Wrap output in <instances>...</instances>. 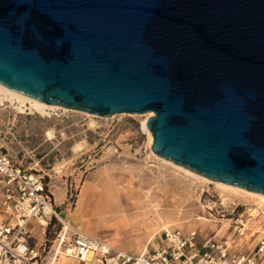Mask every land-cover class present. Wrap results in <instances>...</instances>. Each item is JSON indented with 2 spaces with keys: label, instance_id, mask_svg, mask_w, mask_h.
Instances as JSON below:
<instances>
[{
  "label": "water",
  "instance_id": "water-1",
  "mask_svg": "<svg viewBox=\"0 0 264 264\" xmlns=\"http://www.w3.org/2000/svg\"><path fill=\"white\" fill-rule=\"evenodd\" d=\"M0 83L151 110L157 155L264 193V0H0Z\"/></svg>",
  "mask_w": 264,
  "mask_h": 264
},
{
  "label": "rangeland",
  "instance_id": "rangeland-1",
  "mask_svg": "<svg viewBox=\"0 0 264 264\" xmlns=\"http://www.w3.org/2000/svg\"><path fill=\"white\" fill-rule=\"evenodd\" d=\"M22 111L17 103H0V149L44 173L66 222L116 247L134 253L150 249L164 228L176 226L220 234L245 204L264 208V201L222 189L198 172L186 174L153 152L152 135L142 127L144 112L101 116L66 107L39 114L29 105ZM233 204L238 205L232 213ZM33 221L35 237L29 243L35 240V250L50 256L47 264H84L53 254L56 222L43 231ZM255 240L249 237L243 247H252Z\"/></svg>",
  "mask_w": 264,
  "mask_h": 264
},
{
  "label": "built area",
  "instance_id": "built-area-1",
  "mask_svg": "<svg viewBox=\"0 0 264 264\" xmlns=\"http://www.w3.org/2000/svg\"><path fill=\"white\" fill-rule=\"evenodd\" d=\"M238 204H233L232 213ZM257 218L261 224L252 223ZM59 222L51 249L56 256L90 264H264V208L245 204L222 233L197 228H164L156 245L141 252L116 247L88 234L60 216L44 173L16 162L0 149V264H47L30 246V220L45 227ZM256 236L252 247L243 241ZM245 243V242H244ZM55 248V249H54ZM39 260V261H38Z\"/></svg>",
  "mask_w": 264,
  "mask_h": 264
},
{
  "label": "bare ground",
  "instance_id": "bare-ground-1",
  "mask_svg": "<svg viewBox=\"0 0 264 264\" xmlns=\"http://www.w3.org/2000/svg\"><path fill=\"white\" fill-rule=\"evenodd\" d=\"M6 101H9L10 103H17V107L21 111L24 110V107H26V106L28 107V105H29V108L34 109L35 112L39 113V114L46 113L49 109L62 108L64 110H66V107H64V106H61V105L56 104V103L46 102L44 100H41L39 98L30 96V95H27V94H24L22 92H19V91L15 90V89H12V88L0 83V103H5ZM144 113H146V116L148 117V116L153 114V111L150 110V111H146ZM146 119L142 122V127L149 134V136L151 137V133H150L149 129L146 126ZM157 157L159 159L163 160V161H166V162L170 161V159H169V161H167L166 159H163V158H161L159 156H157ZM173 163L171 162V164L175 168H179V169L183 170L184 172H186V174L188 173V174H190L192 176L193 175L194 176H199L198 174H200V173L197 174V172L195 173V171L193 172V170H191V169H189V168H187L185 166L183 167L182 164H177V163L173 164ZM200 175H203V174H200ZM203 176H205V175H203ZM203 176H200V177H202L203 179L208 180V181H209V179H211V178H209L207 176H205V177H207L209 179H207V178H205ZM213 181H215L216 184L219 185L222 189H228V190L230 189V190H233V192L234 191H240V192L246 193L249 196H252V197H254L256 199H260L261 201H264V193L248 190V189H245V188H243L241 186L231 185V184H227V183H224V182H221V181H217V180H213ZM259 207H261V206H259ZM199 218H202V219H205V220H209L207 217L200 216ZM209 221H211V220H209ZM64 222H65V224H68V222H66L65 220H64Z\"/></svg>",
  "mask_w": 264,
  "mask_h": 264
},
{
  "label": "crops",
  "instance_id": "crops-1",
  "mask_svg": "<svg viewBox=\"0 0 264 264\" xmlns=\"http://www.w3.org/2000/svg\"><path fill=\"white\" fill-rule=\"evenodd\" d=\"M28 227L32 230L33 228H35V223H34V221L33 220H30L29 222H28ZM31 237H35L32 233H31ZM34 242V245H30V246H32L33 247V249H34V251H35V240L33 241ZM37 244V243H36ZM129 251V250H128ZM134 253V252H133ZM69 258V257H68ZM72 259H74V258H72ZM74 260H76V259H74ZM77 262H79L78 260H76ZM84 264H86V263H84Z\"/></svg>",
  "mask_w": 264,
  "mask_h": 264
},
{
  "label": "trees",
  "instance_id": "trees-1",
  "mask_svg": "<svg viewBox=\"0 0 264 264\" xmlns=\"http://www.w3.org/2000/svg\"><path fill=\"white\" fill-rule=\"evenodd\" d=\"M55 219L51 220L50 223L46 226L47 230L50 229L51 224L53 223ZM60 226V224L58 222H56V228L54 230H56L58 227Z\"/></svg>",
  "mask_w": 264,
  "mask_h": 264
}]
</instances>
